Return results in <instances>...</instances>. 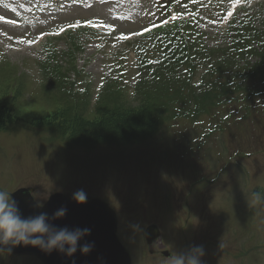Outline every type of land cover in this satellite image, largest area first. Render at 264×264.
<instances>
[{
	"label": "rangeland",
	"instance_id": "obj_1",
	"mask_svg": "<svg viewBox=\"0 0 264 264\" xmlns=\"http://www.w3.org/2000/svg\"><path fill=\"white\" fill-rule=\"evenodd\" d=\"M83 1L2 10L0 189L33 188L41 205L56 192L103 199L118 212L132 264H169L160 251L149 253L144 233L151 224L173 254L202 246L201 264H235L245 255L239 264H264V97H256L264 91V34L253 33L264 27V0H239L230 21L225 11L235 0H209L207 19L198 0H170L161 14L166 0H147L133 14L136 0L121 7ZM170 13L179 20L133 48H102ZM143 14L152 19L139 22ZM99 16L115 32L89 34L79 54L68 51L81 41L73 30L55 42L39 37ZM243 19L249 25L229 47ZM139 46L143 60L135 63ZM179 65L185 69L178 73ZM81 123L83 141L69 140V129ZM0 264L39 263L0 253Z\"/></svg>",
	"mask_w": 264,
	"mask_h": 264
},
{
	"label": "clouds",
	"instance_id": "obj_2",
	"mask_svg": "<svg viewBox=\"0 0 264 264\" xmlns=\"http://www.w3.org/2000/svg\"><path fill=\"white\" fill-rule=\"evenodd\" d=\"M254 196L257 200L261 199V195ZM73 200L82 205L87 201V194L78 190L73 193ZM66 214L67 208L60 207L51 216L47 212H40L24 217L13 195L0 189V252L19 246H32L48 254L56 251L68 257H74L78 249L84 255L89 254L94 245L80 242L90 235V229L55 225L54 221L64 218ZM203 254L202 246H192L185 253H174L168 260L169 264H201Z\"/></svg>",
	"mask_w": 264,
	"mask_h": 264
},
{
	"label": "water",
	"instance_id": "obj_3",
	"mask_svg": "<svg viewBox=\"0 0 264 264\" xmlns=\"http://www.w3.org/2000/svg\"><path fill=\"white\" fill-rule=\"evenodd\" d=\"M13 195V198L17 201L20 211H28L32 213L33 215H36L40 212H47L50 216L52 213L57 210L60 207H66L67 208V221L62 220L60 221V226L65 227L69 224L77 223L78 226L82 229L88 226L89 229H92L94 224H99L101 222H104L106 220L110 219V222L108 223V228H103L99 226H95L94 228L97 230V233L95 232V229L92 231L90 235V240L87 241V243H91L94 245L92 251L84 255L80 251L79 253L82 257L79 256L81 261H87L90 264H130L129 256L127 253L121 248V246H118V244L115 241L114 238V214L111 210H109L108 206L96 199H89L87 198L86 203L84 204H78L73 200V196L71 195H61V194H55L50 197L49 202L47 203L46 208L44 209H37L36 205L33 204L31 196L28 194L26 190H19L15 192ZM98 209L99 212H96L98 214L94 215L96 218H91L87 220V215L90 208ZM102 218V220H101ZM110 226V227H109ZM111 228V230H110ZM97 235V236H96ZM155 235L158 236L159 234L155 232ZM109 236V238H108ZM98 237V243L97 242ZM148 240L151 243L150 236H148ZM111 241V242H110ZM98 246V247H97ZM117 249L118 253L110 254L105 257H100L99 253L101 248H110V249ZM4 252L9 253H15V250L8 251L7 249L4 250ZM33 254H36L45 264H60L61 261H64L63 258H55L54 254H48L43 252H36L32 251ZM20 254H25V252H22ZM121 260V262H120Z\"/></svg>",
	"mask_w": 264,
	"mask_h": 264
},
{
	"label": "trees",
	"instance_id": "obj_4",
	"mask_svg": "<svg viewBox=\"0 0 264 264\" xmlns=\"http://www.w3.org/2000/svg\"><path fill=\"white\" fill-rule=\"evenodd\" d=\"M253 51H255V50H253ZM111 123L114 124L113 122H111ZM81 124H74V127L69 129L72 131V134L68 136L69 140H71L73 142L78 141L80 143L83 141V137H82L81 132H80V130L82 128H80V126H83L84 123H81ZM68 127H69V125H62L61 126V128H63V130H66ZM146 127H147V125L142 126L143 129ZM148 127H150V125H148ZM98 132H99L98 130H94L93 136L94 137L98 136V134H97Z\"/></svg>",
	"mask_w": 264,
	"mask_h": 264
},
{
	"label": "bare ground",
	"instance_id": "obj_5",
	"mask_svg": "<svg viewBox=\"0 0 264 264\" xmlns=\"http://www.w3.org/2000/svg\"><path fill=\"white\" fill-rule=\"evenodd\" d=\"M99 226L102 227L101 224ZM39 251H41V250L39 249ZM41 252H43V251H41ZM99 254H100L99 255L100 257H105V256H108L110 254H113V251L110 248H101ZM63 259H65L64 261H61L63 264H78V262H76L75 257H67V258H63Z\"/></svg>",
	"mask_w": 264,
	"mask_h": 264
}]
</instances>
